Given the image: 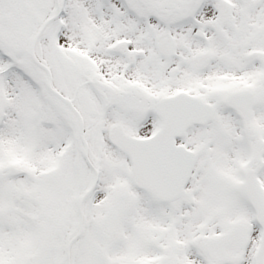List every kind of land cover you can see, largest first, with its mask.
<instances>
[{"label": "snow or ice", "instance_id": "obj_1", "mask_svg": "<svg viewBox=\"0 0 264 264\" xmlns=\"http://www.w3.org/2000/svg\"><path fill=\"white\" fill-rule=\"evenodd\" d=\"M0 264H264V0H0Z\"/></svg>", "mask_w": 264, "mask_h": 264}]
</instances>
